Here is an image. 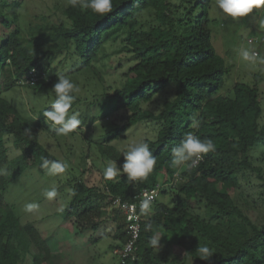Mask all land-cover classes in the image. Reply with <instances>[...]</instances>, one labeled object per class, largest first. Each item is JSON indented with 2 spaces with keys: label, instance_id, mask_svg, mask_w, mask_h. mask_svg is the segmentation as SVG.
<instances>
[{
  "label": "trees",
  "instance_id": "trees-1",
  "mask_svg": "<svg viewBox=\"0 0 264 264\" xmlns=\"http://www.w3.org/2000/svg\"><path fill=\"white\" fill-rule=\"evenodd\" d=\"M62 1L67 3V22L47 15L35 21L26 16V0H0L1 25L11 29L0 41V171L6 172L0 175V264H60L58 249L72 240L43 238L35 225L21 222L12 205L3 204L8 171L19 174L43 159L58 161L39 140L42 132L57 136L43 117L50 108L25 118L3 98V90L22 86L19 81L33 68L46 77L22 87L46 90L66 72L94 71L101 93L96 92L93 101H109L105 117L111 120L114 113L118 119L109 138L100 142L106 144L102 155L118 168L124 153L111 142L142 121L156 126L157 136L144 140L157 160L147 180L133 184L121 174L102 187V173L97 182L80 181L63 210L65 219L78 217L97 229L100 223H94L93 216L105 211L96 208L94 196L110 197L111 204L114 197L131 202L142 190L160 184L161 195L173 191L177 201L156 199L150 213L143 215L137 259L119 264H264V221L251 215L241 191L249 172L264 180L263 167L253 154L258 146L264 155L262 101L257 84L233 82L225 92L231 66L214 45L212 26L220 25V16L212 17L214 0H112L113 11L103 17ZM112 47L129 55V66L122 86L109 93L113 85L104 81L98 62ZM163 94L166 99L157 110L147 107ZM193 119L200 121L198 129L192 128ZM28 128L31 137L24 134ZM189 133L211 140L216 150L191 169L173 168L171 150ZM10 145L20 151L18 156L10 158ZM111 218L122 223L114 234L120 243L111 248H121L127 240L126 221L118 213ZM147 225L150 231H145ZM158 235L160 249L149 245ZM198 246L213 251L207 262L197 253Z\"/></svg>",
  "mask_w": 264,
  "mask_h": 264
},
{
  "label": "rangeland",
  "instance_id": "rangeland-1",
  "mask_svg": "<svg viewBox=\"0 0 264 264\" xmlns=\"http://www.w3.org/2000/svg\"><path fill=\"white\" fill-rule=\"evenodd\" d=\"M25 6L26 16L35 21L37 20L36 16L47 15L54 21L67 22V18L63 14V8L67 6V3L62 0H26ZM215 16H220V25L217 23L212 26L215 34L214 45L218 52L226 58L227 64L231 66L227 78L230 83L225 92L231 90L233 82L257 84L263 108L261 122L264 125V67H254L239 56V50L244 47L251 48L258 55L264 57V30H260L257 26L258 19L264 18V10L255 11L247 18L233 21L214 6L212 17L218 18ZM1 20L0 18V41L1 37L11 31V29L2 27ZM119 49L108 48L105 59L98 62L99 69L102 68L104 81L113 85L112 89L108 90L109 93H113L117 87L122 86L125 79L123 75L129 66L127 64L129 55L123 52V49ZM119 61L123 63V66L117 65ZM111 66H116L117 70L114 72ZM56 70L60 72L61 68ZM64 76L80 89L79 93L75 95V102L69 113V115H78L81 122L80 127L68 136L55 137L52 133L42 132L39 140L51 154L58 158V161L66 162L69 168L64 174L57 176H49L46 170L41 169V164H31L19 174L12 170L8 171L9 175L6 176L10 181L2 192L3 204L12 205L20 216L21 222L35 225L41 231L43 238L49 236L51 240H66L63 243L72 239L69 241L71 244H67L68 246L63 244L58 249L62 254L60 264H119V258L114 252L116 248L112 249L111 246L120 243L114 234L116 228L122 223L121 219L115 223L111 217L115 213L121 216L122 213L109 202L110 197L97 199L94 196L96 208L105 211L103 216H93L94 223H100L97 229H94L91 223L87 225L86 221L79 220L78 217L65 219L63 211L69 205L73 197L72 193L79 186L80 181L92 183L91 181L97 182V179L102 177L103 170L109 160L103 156L106 155L104 153L106 144L100 142L109 138V130L115 126L114 121L118 122L117 115L113 113V116L110 115L112 119L109 120L105 114L110 102L102 98L98 102L93 101L96 99V92L100 89L93 70L81 73L66 72ZM257 76H260V81ZM2 86V76H0V90ZM52 88L36 90L32 87L14 85L3 90V98L25 118L37 117L40 116L41 110L50 108L51 103L54 102L55 94L51 91ZM166 96V94L159 96L147 107L157 110ZM46 123L52 131H55L50 122L46 121ZM155 129L154 122L142 121L130 127L125 132V137L116 139L111 144L124 153L127 147L132 144L144 142L146 138H155L157 136ZM9 151L10 158L20 154V151L13 145L9 146ZM253 154L259 158L255 162L263 167L264 174L263 152L258 149V146H255ZM33 160L34 158L30 159L31 162ZM100 185L106 186L103 177L100 180ZM53 188L58 195L54 200L49 201L45 198L44 193ZM241 191L244 201L249 203L251 215L264 221V180L259 178L256 173L249 172L243 179ZM160 199L167 204H173L174 201H177V196L176 193L170 191L168 195H161ZM33 203L39 205V210L26 213L25 205ZM83 225L85 232H83ZM32 250L35 252L36 246H33ZM174 250L179 253L183 252L178 247H174ZM31 258L32 256H28L27 263H30Z\"/></svg>",
  "mask_w": 264,
  "mask_h": 264
},
{
  "label": "clouds",
  "instance_id": "clouds-1",
  "mask_svg": "<svg viewBox=\"0 0 264 264\" xmlns=\"http://www.w3.org/2000/svg\"><path fill=\"white\" fill-rule=\"evenodd\" d=\"M215 7L225 16L233 21L251 16L255 11L264 10V0H214ZM68 5L72 8H79L81 11H91L97 16H107L113 11L112 0H68ZM257 26L264 30V18L258 19ZM240 58L246 63L256 67H264V57L258 55L251 48L241 47L239 50ZM55 94V100L50 105V111H44L43 117L54 127L57 136H68L76 132L80 127V120L77 114L69 115L72 105L75 102V95L80 89L65 76L57 77V82L52 90ZM200 121L193 119L192 128L198 129ZM24 134L31 137V128L25 129ZM215 145L211 140H201L199 137L189 133L180 141L177 147L172 148L171 165L173 168L187 166L189 169L195 167L202 161L203 157L209 153L215 152ZM124 163L122 167H117L116 162L108 161L104 170L103 178L106 181H114L118 176L123 174L127 181L135 184L146 181L149 175L154 171L157 160L149 151L147 143L141 142L132 144L124 151ZM69 165L64 161H50L43 159L41 169L46 170L49 176L64 174ZM6 172L0 171V175ZM58 193L53 188L46 191L44 196L47 200L52 201ZM74 195V193H73ZM141 214L148 215L151 211V198H145L140 205ZM39 210L38 204L25 205L26 213H33ZM151 225H147L145 231H150ZM162 237L153 236L149 239V245L153 248H161L160 240ZM202 261L207 262L212 256L213 251L208 247H199L196 249Z\"/></svg>",
  "mask_w": 264,
  "mask_h": 264
},
{
  "label": "built area",
  "instance_id": "built-area-1",
  "mask_svg": "<svg viewBox=\"0 0 264 264\" xmlns=\"http://www.w3.org/2000/svg\"><path fill=\"white\" fill-rule=\"evenodd\" d=\"M41 73V72H40ZM36 68L31 69L26 78H23L19 83L24 85H35L40 79H44L46 74L41 73ZM204 159V157H203ZM202 159V160H203ZM200 163V162H199ZM198 163V164H199ZM197 164V165H198ZM196 165V166H197ZM180 181V179H178ZM162 186L160 184L154 187L142 190L134 201H123L120 197L112 199V205L116 207L124 216L126 225L125 230L127 233V240L121 248L114 250L121 262H125L128 258L137 259L138 242L141 236L143 214H141L140 205L145 198H151V207L157 198L160 197Z\"/></svg>",
  "mask_w": 264,
  "mask_h": 264
}]
</instances>
